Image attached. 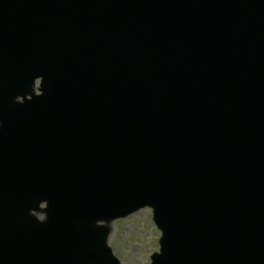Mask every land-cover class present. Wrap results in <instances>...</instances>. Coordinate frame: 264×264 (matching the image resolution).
<instances>
[{
  "label": "water",
  "instance_id": "obj_1",
  "mask_svg": "<svg viewBox=\"0 0 264 264\" xmlns=\"http://www.w3.org/2000/svg\"><path fill=\"white\" fill-rule=\"evenodd\" d=\"M7 109L0 157L61 212L55 248L0 264H120L110 224L146 206L151 264H264V0H0Z\"/></svg>",
  "mask_w": 264,
  "mask_h": 264
},
{
  "label": "rangeland",
  "instance_id": "obj_2",
  "mask_svg": "<svg viewBox=\"0 0 264 264\" xmlns=\"http://www.w3.org/2000/svg\"><path fill=\"white\" fill-rule=\"evenodd\" d=\"M160 232L152 221L151 210H142L111 224L109 246L122 264H149L159 251Z\"/></svg>",
  "mask_w": 264,
  "mask_h": 264
}]
</instances>
